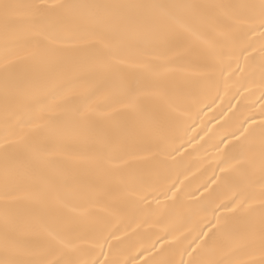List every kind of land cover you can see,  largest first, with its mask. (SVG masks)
<instances>
[{
	"label": "snow or ice",
	"instance_id": "snow-or-ice-1",
	"mask_svg": "<svg viewBox=\"0 0 264 264\" xmlns=\"http://www.w3.org/2000/svg\"><path fill=\"white\" fill-rule=\"evenodd\" d=\"M0 264H264V0H0Z\"/></svg>",
	"mask_w": 264,
	"mask_h": 264
},
{
	"label": "bare ground",
	"instance_id": "bare-ground-1",
	"mask_svg": "<svg viewBox=\"0 0 264 264\" xmlns=\"http://www.w3.org/2000/svg\"><path fill=\"white\" fill-rule=\"evenodd\" d=\"M221 87H222L221 95L224 97L223 101L217 100L216 104L213 106L211 111H208L205 108L204 112H199L197 108H193L190 113V116L186 117V123L184 126L187 128V133L182 135H184L185 140L191 136L197 137L199 143L194 142L193 147H199V144L204 143L203 140H199L197 133H199L200 135H204V133L201 132L200 129L203 128L206 123L208 124V127H213L216 124V121L214 120H212L211 123H209L211 117L219 111L220 107L225 106L227 100L230 99V95L224 92L223 85ZM214 95L215 93L212 92L206 96H201L200 98L202 100V103H200L199 107L204 108L205 104H211L212 97ZM258 97H259V92L257 91L256 96L252 97L250 100L244 101L246 107L245 109H243V111H248L249 109L247 106L255 102V108L253 109V111L256 113L257 123L261 119V117L258 114L260 108V104L258 103ZM232 103L236 104L237 100H232ZM233 111H235V109H233ZM229 115H231V113H229ZM205 139H207L206 136ZM192 151H193L192 147L187 148V152H192ZM187 152L184 153L185 163L192 164L193 162H196L195 167L192 168V173L194 174L195 177H200L201 173H204L209 166L208 161L205 160L204 158L206 157V155L213 152V150L209 147L208 153L201 151L200 153L191 156L187 155ZM177 159H180V156H177ZM207 175H211L210 170L207 171ZM189 178L191 179L192 176H190ZM164 203L166 202H162L161 208H163ZM119 226H120L119 219H113V227H119ZM159 231H161V228L159 226L149 227L148 225H143L140 223V221H137L136 223L132 224V227L130 229L122 228L121 232L118 233V235H121L123 238L126 233L128 237H131V242L135 243L136 250L139 251L141 250L139 242L147 240L150 237L154 239L155 237L152 236V233ZM135 233H139L140 235H136Z\"/></svg>",
	"mask_w": 264,
	"mask_h": 264
}]
</instances>
